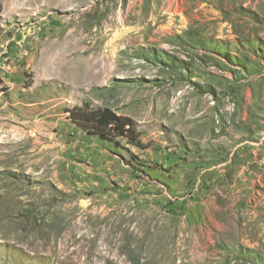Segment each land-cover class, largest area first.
I'll use <instances>...</instances> for the list:
<instances>
[{"label":"rangeland","instance_id":"obj_1","mask_svg":"<svg viewBox=\"0 0 264 264\" xmlns=\"http://www.w3.org/2000/svg\"><path fill=\"white\" fill-rule=\"evenodd\" d=\"M0 264H264V0H0Z\"/></svg>","mask_w":264,"mask_h":264},{"label":"trees","instance_id":"obj_2","mask_svg":"<svg viewBox=\"0 0 264 264\" xmlns=\"http://www.w3.org/2000/svg\"><path fill=\"white\" fill-rule=\"evenodd\" d=\"M70 121L86 134L99 140L120 145V141L141 147L139 131L134 120L123 114L117 113L110 107H91L88 101L82 105H74L68 109Z\"/></svg>","mask_w":264,"mask_h":264},{"label":"crops","instance_id":"obj_3","mask_svg":"<svg viewBox=\"0 0 264 264\" xmlns=\"http://www.w3.org/2000/svg\"><path fill=\"white\" fill-rule=\"evenodd\" d=\"M95 143H97V142H95Z\"/></svg>","mask_w":264,"mask_h":264}]
</instances>
